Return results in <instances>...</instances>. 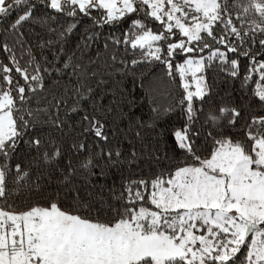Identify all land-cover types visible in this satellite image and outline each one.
Instances as JSON below:
<instances>
[{
  "label": "snow or ice",
  "instance_id": "6c2138e0",
  "mask_svg": "<svg viewBox=\"0 0 264 264\" xmlns=\"http://www.w3.org/2000/svg\"><path fill=\"white\" fill-rule=\"evenodd\" d=\"M40 2L72 17L90 16L95 10L100 13L98 23L118 22L138 12L144 13L145 20L159 22L160 30L153 31L144 20L134 19V31L116 43L142 50L145 59L150 57L164 64L169 76L174 70L179 74L184 90L180 104L185 105L186 119L173 136L176 148L186 159L182 166L168 173L167 179L161 175L150 181L128 182L124 192L115 196L124 204L120 209L111 208L113 218L107 221L79 214L78 191L74 198L77 211L64 210L55 201L47 206L15 210L6 202L8 166L0 162V201H4L0 204V264H264V116L253 117L241 129L243 138L235 139L224 129L235 127L241 117L239 109L222 107L219 115L209 112L204 123L211 130L206 131L204 124L196 126L199 121L194 107L195 100L203 101L208 92L204 76L197 75L204 71L205 60L230 63L231 75L235 77L240 64L238 59H229L228 54L242 55L250 59L245 80L258 74L259 80L264 81V59H260L264 57V0H250L241 9L242 15L236 17L243 24L250 12L258 16V21L252 19L246 25L247 30L234 24L230 8L237 6L235 0L232 4L228 0ZM36 6L34 0H0V22L7 21L6 31L19 32L25 22L35 20ZM13 12L19 14L8 20ZM75 26L71 25L68 31ZM176 36L182 38L176 41L173 39ZM245 43L258 45L259 50H244L241 45ZM0 48L12 51L7 43ZM205 49L210 52L206 58H193V54ZM181 54H188V58L174 65L171 58ZM10 59L12 67L0 62L3 160L15 151L26 127L23 116L17 115V100L26 99V89L10 74L15 71L26 83H39L42 79L39 74L30 75L14 55ZM34 71L39 73V67ZM189 74L195 83L194 91L187 79ZM254 95L264 104V84L257 83ZM154 111L160 115L158 110ZM226 114H230L226 124H220ZM83 121L88 125L85 132L92 131L99 140H108L105 125L94 115L85 114ZM208 143L212 147L205 155L202 149ZM31 144L38 147L40 140ZM84 148L81 143L79 149ZM121 155L119 151L106 153L110 161ZM132 156L135 158V153ZM92 164L88 160L82 167L87 169ZM15 168L19 174L21 165L16 164ZM27 175L24 172L18 179ZM64 183H71L70 176L64 177Z\"/></svg>",
  "mask_w": 264,
  "mask_h": 264
},
{
  "label": "trees",
  "instance_id": "16d2710c",
  "mask_svg": "<svg viewBox=\"0 0 264 264\" xmlns=\"http://www.w3.org/2000/svg\"><path fill=\"white\" fill-rule=\"evenodd\" d=\"M34 2L35 20L25 22L19 32L6 31L7 21L0 22V45L7 43L12 49L5 52L0 48V62L12 67L10 57L14 55L30 75L42 77L39 83H26L15 71L10 74L26 89V99L17 100V115L23 116L26 127L15 151L6 160L0 158L8 166L6 202L17 211L34 205L47 206L51 201L64 210L77 211L74 198L78 191L79 214L110 220L111 208L120 209L124 204L115 196L124 192L128 182L150 181L161 175L167 179L171 170L185 162V154L176 148L173 136L186 119L185 105L180 104L184 90L179 74L174 70L169 76L164 64L150 57L145 59L142 50L116 43L134 31L132 20L141 16L137 13L104 24L98 23L100 13L95 10L90 16L72 17L56 12L40 0ZM233 2L228 0L229 4ZM249 2L235 0L237 6L230 8L234 24L244 30L252 19H259L250 12L245 23L236 20ZM18 14L13 12L8 20H14ZM144 22L150 29L160 28L157 22ZM73 24L76 26L69 32ZM219 47L225 50L222 45ZM241 47L252 52L259 50L258 45L247 43ZM204 52L210 54L208 49L199 54ZM187 56L181 54L171 59L174 65L181 64ZM228 56L239 61V74L235 77L231 75L230 63L205 60L202 73L208 92L203 101L195 100L199 121L196 126L204 124L205 130L210 131L204 123L209 112L219 115L220 108L235 107L241 117L235 127L224 130L241 139V129L253 117L264 116V104L254 95L257 83L264 84V81L259 80L258 74L245 80L249 58L234 53ZM134 60L136 64L132 63ZM65 64L69 67L65 68ZM36 67L39 73L34 71ZM154 109L160 112L159 116ZM165 109L170 111L165 113ZM85 114L94 115L105 125L106 142L99 140L94 132L84 131L88 127L83 121ZM228 115L219 123L226 124ZM36 139L40 140L38 147L31 144ZM81 143L85 145L83 150L79 149ZM211 147L210 143L204 144L203 154L207 155ZM108 151H119L122 155L118 160L113 156L110 161L106 156ZM88 160H92V166L83 168ZM16 164L21 165L19 174ZM24 172L28 175L18 179ZM65 176H70L71 183H64Z\"/></svg>",
  "mask_w": 264,
  "mask_h": 264
},
{
  "label": "rangeland",
  "instance_id": "374dc122",
  "mask_svg": "<svg viewBox=\"0 0 264 264\" xmlns=\"http://www.w3.org/2000/svg\"><path fill=\"white\" fill-rule=\"evenodd\" d=\"M137 14L138 15H141V16L140 17H137V18H134V19H142V20L145 21V19H144V13L143 12H138ZM148 20H150V19H148ZM157 23H159V22H157ZM149 26H151V25H149ZM152 27H153V25H152ZM160 28H161V26H160ZM160 28L158 30H160ZM158 30H153V31H158ZM181 38L182 37H180V36H176L173 39L176 40V41H178ZM191 46H193V45H189V47H191ZM196 47H199V45L197 44ZM200 56L206 57V56H208V52H204L202 54H193V58L194 59H199ZM187 58H188V56L186 57V59ZM197 75L200 76V75H203V73H197ZM187 79H188L189 83L192 85L191 90L194 91L195 90V83L192 81V78H191V75L190 74L188 75Z\"/></svg>",
  "mask_w": 264,
  "mask_h": 264
}]
</instances>
